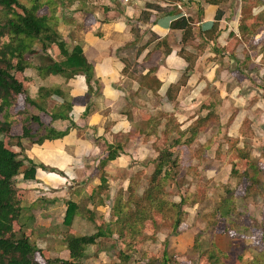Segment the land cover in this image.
I'll return each instance as SVG.
<instances>
[{"label":"crops","instance_id":"obj_1","mask_svg":"<svg viewBox=\"0 0 264 264\" xmlns=\"http://www.w3.org/2000/svg\"><path fill=\"white\" fill-rule=\"evenodd\" d=\"M65 3L70 5V1ZM245 3L137 0L116 6L115 0H74V7L68 10L64 3L54 5L60 43L82 47L94 78L90 83L85 73L41 78L36 71L35 80L25 83L33 101L41 87L54 93L48 99L57 100V104L45 114L51 115V121L42 122L68 134L42 145L24 141V156L46 170L39 168L35 181L21 179V183L35 185L41 195L50 189L60 193L58 186L72 188L74 184L75 197L99 194L100 205L108 208L119 190H127L132 177L137 176L136 169L143 167L144 161L151 164L157 159L156 134H161L171 119L185 132L214 110L220 121L208 125L191 146L193 150H218L225 138L240 140L237 149L244 148L245 139L253 137L247 132L248 122L256 136L252 148H260L264 143V65L261 59L251 57L246 67L239 49L237 57L232 55L236 37L241 38V7ZM186 21L188 31L182 28ZM57 56L53 58L61 61ZM65 103H72L71 120L53 121L52 115ZM22 134V124L13 127L15 147ZM111 146H122L123 153L102 167ZM230 158L224 156L221 161ZM191 160L193 164L199 161V166L203 163L194 154ZM233 161H241L239 154ZM99 167L105 173L99 175ZM102 177L108 181L107 191L98 189ZM183 229L181 226L180 233L170 237L169 250L176 248V253L182 254L194 245L190 228Z\"/></svg>","mask_w":264,"mask_h":264},{"label":"trees","instance_id":"obj_2","mask_svg":"<svg viewBox=\"0 0 264 264\" xmlns=\"http://www.w3.org/2000/svg\"><path fill=\"white\" fill-rule=\"evenodd\" d=\"M205 1L207 4H219V0ZM245 1V5L241 7V38L236 37L235 43L237 46L233 48L232 55L237 57V50L243 46L245 59L242 61L247 67V64L251 62L249 52L257 49H251L253 46L251 42L246 46L248 38L255 39L259 34L264 33V0H253L252 3L249 0ZM51 4L50 1L43 3L42 0H32V4L28 6L20 0H0V10L5 13L3 20H0V264H40L36 260L38 246L20 236L14 228L15 222H20L25 212L23 203L19 198L16 181L20 177L26 182L35 181L37 170L39 168L46 170L45 166L35 163L25 156L22 157L25 152L24 141L31 139L32 143L42 145L47 140H58L68 134V131L61 132L43 124L39 114H32L27 111V114L22 117H15L12 108L16 105L18 96L25 95L26 101L33 108H37L39 112L47 113L46 100L54 94L47 88L41 87L38 99L33 101L27 96L25 85L16 79V72L23 73L31 69V58L38 55L39 64L34 68L41 78L53 75L71 78L83 73L87 75L89 83L94 78L92 67L88 65L82 47H71L67 43H60L61 33L53 16L54 10L45 14L40 13L43 8L50 7ZM254 10H259V12L255 14ZM179 23L176 22L175 26L179 25L180 27ZM188 24V21H186L182 28L188 31L190 28ZM215 30L216 27L213 31ZM5 39L7 41H4ZM35 42L42 45V55L37 51ZM54 45H57L60 50L61 61H56L49 54ZM259 53V56H262V63V61L264 62V47L260 48ZM55 93L60 95L58 91ZM72 108V103L63 104L58 112L52 115L53 121L71 120ZM171 121L173 122L166 124L162 133L166 139L174 135L172 143L165 149L160 150L159 157L154 161L156 167L153 174L148 178V188L140 193L142 181L133 177L127 190L121 189L117 193L112 209L113 220L109 224H106L103 228L98 227L93 235L75 234L70 237L68 250L72 262L83 264L88 249L96 245L99 239L116 236L121 250L119 264H130L134 255L139 253L138 247L149 241H158L156 233H148L149 223L157 226L161 222L175 235L180 231L185 215L182 206L188 201V198L193 200L191 204L194 205L197 202L196 198H198L199 193L198 187L196 193L187 195L181 204H175L170 200L171 196L168 194V188L176 182L175 175L181 174V160L184 155L181 147H191L209 124L220 121V116L215 110L211 111L206 117L197 119L191 128L185 132L179 130L180 125L177 120L171 119ZM18 123L22 124L23 134L19 137L17 145L20 151L14 152L7 148L5 138L11 135L13 127ZM248 123L247 125H250ZM187 135L189 136L184 141ZM227 140L233 142L235 147L239 144V140H231L230 138H227ZM247 149L248 147L245 145L244 148L238 149L239 158L247 164L244 174L247 182L244 185L242 184L244 195H236V190L227 191V196L221 200L219 208L216 210V223L207 225V228L210 227L211 230H216L219 221L224 220L226 232L229 235L239 236L240 234L236 228L243 226L241 222L243 215L237 213L234 197L246 198L248 195H252V197L264 195V167L261 166L259 161L253 160ZM203 150L205 149L200 148L199 151ZM122 153V146L109 147L108 157L102 163V167H105L108 162L116 160ZM26 164L28 166L23 169ZM233 172H236V169ZM260 174L263 175V178L257 177ZM107 183V179L102 177V184L98 189L107 191L109 189ZM169 207H176L177 209L172 219L167 211ZM86 215L89 217L85 218L94 223L95 211L84 210L80 204L68 201L64 224L72 228L76 217ZM158 217L161 218L160 221H158ZM94 224L96 226V223ZM198 236H201V234L199 233L195 239L197 249L200 246ZM211 244V248L204 251L200 258L206 259L207 264H227L228 256L226 257L219 251L215 242L212 241ZM167 256L168 253L165 251L162 259H154L150 263L172 264ZM258 257L259 255L253 256L252 261L250 260L247 264H258L256 262ZM240 262L242 263L241 258ZM48 264L71 263L68 259L57 258L50 260Z\"/></svg>","mask_w":264,"mask_h":264},{"label":"rangeland","instance_id":"obj_3","mask_svg":"<svg viewBox=\"0 0 264 264\" xmlns=\"http://www.w3.org/2000/svg\"><path fill=\"white\" fill-rule=\"evenodd\" d=\"M47 1L52 3V10L54 5L57 6L59 3L66 4L65 2L68 1H70V5L66 4L67 10L71 8V5L74 7V0H42L43 3ZM79 1L83 2L84 0ZM252 1L253 0H249L250 3H252ZM20 2L28 6L32 4V0H20ZM120 4L121 3L118 1H115L116 6ZM79 7L82 9L80 5ZM49 8L50 7L43 8L40 13H48V11H51ZM258 12L259 10H254L255 14ZM4 16L5 13L0 10V20H3L2 18ZM4 41H7V39ZM263 41L264 33L259 34V36L255 39L248 38L246 46L249 42H251L253 45L251 49L257 48L249 52L253 54L251 56L252 58L255 57L259 60L262 58V56H259V51L261 47H264ZM34 44H37L36 49L39 54L42 55V45L36 42ZM236 46V43L233 44L234 48ZM57 47V45H54L53 49L49 51V54L52 57L59 54L57 58H62ZM248 48L250 49V46ZM243 49V46L239 48L241 51H243ZM52 50L53 52H51ZM259 60H257V62ZM31 63V69L23 73L16 72L15 74L16 79L24 85L29 79L35 80L36 69L34 67L39 64V56L34 55L31 58ZM262 63L264 65L263 61ZM56 104L57 100H46L47 110H52ZM27 111L32 114H39L41 121L43 120L47 123L51 121V115H45L47 113H44L43 111L39 112L37 108H33L26 101L25 95L18 96V98H16V105L12 108V113L15 117H22L27 114ZM19 124L20 123L16 124L15 127ZM33 128L36 129L35 126H33ZM246 128L247 132L253 135L252 139L255 138L256 136L252 127L248 125ZM173 136L174 135L171 137L169 136L166 139L163 134L162 136L160 134H156L157 141L154 147L157 151V155H160V150L165 149V147L172 143ZM11 137L12 135L5 138V142L8 144L6 145L7 148L13 150L14 152L20 151L17 147H15V145H13L16 143V139ZM252 139L246 138V141H244L245 146L248 147L247 152H249L254 161H259L261 166L264 167V143H262L260 148L255 149L252 148ZM227 141V138H225V142L222 143L224 146H221L218 150L213 151H199L200 149L193 150L191 147H181L184 152L183 156L181 154L183 157L181 160L182 165L180 167L181 174L175 175L176 182L172 183L170 188H168V194L171 196L170 200L175 204H181L187 195L195 194L197 188L199 187L198 198H196L197 202L192 205L191 203L193 200L188 198V201H186L182 206L185 213L184 225H182L185 229H183V231H186V228H190L191 231L189 234L191 235V238L194 237V239H196L199 233L201 234V236H198V243L200 244L198 249L194 241V245L189 247L186 253H176V248H174V250H169L168 248L171 245L168 243V240H170V237L174 234H172L169 228L163 226L161 222L157 226L149 223L148 233H156L158 241H149L138 247L139 253L134 255L132 263L130 264H151L150 262L154 259H162L165 251H167V257L172 264H207V260L201 259L200 257L204 251L211 248L212 241L217 244L221 253L226 255V257L228 256L226 261L227 264H247L250 260L252 261V257L255 255H259V257L256 258V262L258 264L264 263V195L254 197H252V195H248L246 198H240V196H236L238 198L234 197L237 213H241L243 215L241 219L243 226H240L238 229L236 228L240 234L239 236L229 235L226 232V224L224 220L219 221L216 230H211L210 227L207 228V225L216 221V210L219 208L221 200L227 196V191L236 190V195L243 196L244 191L242 184L244 185L247 182L246 177H244L247 164L244 162L241 163L240 158L239 163L234 161L232 162L234 155L238 157L239 152L237 146L235 147V145H233V142L229 141L228 144ZM225 153H227V155ZM193 154L198 156L200 161L203 162L200 166L198 164L199 161L196 163L194 162L193 164L191 160ZM224 156H231V158L222 162L221 158ZM217 159H219V162ZM154 161L151 164L148 163V161H144V166L137 168V171L134 173L137 176L133 177L142 181L140 193H143V191L149 186L148 178L153 174L156 167ZM27 166L28 164L23 169ZM99 169V175L105 173L104 168L99 167ZM234 169H236V172H233ZM250 174L253 175L252 172H250ZM257 177L263 178V175L260 174ZM20 178L16 182L19 190V198L23 203L25 212L20 222H15L14 224L16 232L20 236L30 240L38 246L39 250L36 254V260L40 264H48L50 260L57 258L65 260L68 259L71 264H77V262H72L70 260V253L68 250L69 238L75 234L93 235L96 233V229L98 227L103 228L106 224H109V222L113 220L112 209L115 203V198L114 203L112 202L108 208L102 207L100 205L101 196L99 194L98 195L100 197L98 195L90 196V198H88L89 196L79 198L75 197L73 190L77 186L74 184H72V188H61V186H58V189L61 191H59L60 193L50 189V191L45 195H41V191L38 188H33L35 185L25 187V185L21 183L22 180ZM83 183H85V181ZM25 189H27V191ZM102 200H104L103 197ZM68 201L78 202L84 210L95 211L96 217L94 219V223H96V226L93 222L89 221V219L85 218L89 217L86 215L76 217L73 227H67L64 224V220ZM105 208L106 211H103ZM167 211L172 219L174 218L177 209L176 207H169ZM160 220L161 218L158 217V221ZM210 220H212V222H210ZM180 231L177 234H179ZM161 240L163 242H161ZM119 245L120 244L119 241L117 242L116 236L112 238L99 239L96 245L91 246L88 249L87 256L83 260V264H119L121 251ZM240 258L242 263L240 262Z\"/></svg>","mask_w":264,"mask_h":264},{"label":"built area","instance_id":"obj_4","mask_svg":"<svg viewBox=\"0 0 264 264\" xmlns=\"http://www.w3.org/2000/svg\"><path fill=\"white\" fill-rule=\"evenodd\" d=\"M117 1L121 2L124 5H131L133 2L137 0H117Z\"/></svg>","mask_w":264,"mask_h":264},{"label":"clouds","instance_id":"obj_5","mask_svg":"<svg viewBox=\"0 0 264 264\" xmlns=\"http://www.w3.org/2000/svg\"><path fill=\"white\" fill-rule=\"evenodd\" d=\"M115 1H117V0H115ZM119 2V1H118ZM119 3H121V2H119ZM122 4V3H121ZM122 5H124V4H122ZM124 6H128V5H124Z\"/></svg>","mask_w":264,"mask_h":264}]
</instances>
